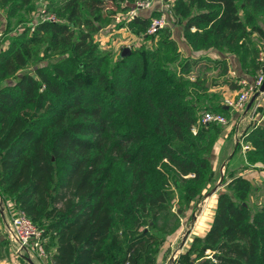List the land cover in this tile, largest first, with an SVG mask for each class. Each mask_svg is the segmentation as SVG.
I'll return each mask as SVG.
<instances>
[{"label": "trees", "instance_id": "16d2710c", "mask_svg": "<svg viewBox=\"0 0 264 264\" xmlns=\"http://www.w3.org/2000/svg\"><path fill=\"white\" fill-rule=\"evenodd\" d=\"M34 6L0 0L8 27L23 22L0 50V199L42 229L46 264H158L180 226L175 202L188 208L216 176L209 154L226 125L198 119L204 108L229 111L207 104L220 98L209 89H240L239 77L226 57L183 55L168 23L147 32L157 9L116 22L150 44L159 36L156 46L115 57L95 40V20L125 12L126 0H48L53 21L32 17ZM168 11L193 49L235 54L257 74L264 0H171ZM259 117L238 137L243 169H264ZM227 188L180 262L264 264V202H248L254 186L239 172Z\"/></svg>", "mask_w": 264, "mask_h": 264}, {"label": "rangeland", "instance_id": "374dc122", "mask_svg": "<svg viewBox=\"0 0 264 264\" xmlns=\"http://www.w3.org/2000/svg\"><path fill=\"white\" fill-rule=\"evenodd\" d=\"M47 1L48 0H35V6H34L33 10L30 12L31 14L33 12L32 17L34 16L35 19L40 18V16L42 15L41 14L42 9H44V8L46 9ZM126 1L129 3V6L132 5V3L134 2L132 0H126ZM157 1H162V3H163L166 0H157ZM154 2L156 3V0H154ZM157 10H159V13H161L160 9H157ZM48 11L53 12L52 10H48ZM167 16H168V22L167 23L171 24L172 23L171 19H170L168 14H167ZM25 17H29L28 14H25ZM12 20H13L12 25L8 27L7 23H6V17H4L3 9L0 8V50L4 49L6 47V45L8 43V37L12 33H15V31L18 30V28L20 26H22V24H23V22H19L14 27H12L15 24L16 19H12ZM95 22H97L99 24V27H100V30L95 33V40L99 43V45L101 47L111 48L113 50V54L115 55V57L118 56V54L120 53V50L124 46H128L130 48V50L137 49L139 47L147 48V47H151V45L156 46V43L158 42V39H159V36L158 37L155 36L154 40H156V43H153V44H155V45H153L152 43L150 44L149 42L144 41L141 36L134 34L132 31H129L126 27H124V28L117 27V25H116L117 17H116L115 13H113V14L107 13L106 15L100 14L99 20H95ZM8 28H11V29L9 31H6V29H8ZM5 31L7 33H5ZM164 61L168 67L173 68L172 67L173 63L166 62L165 59L163 60V62ZM26 71L32 72L33 67L28 66V67L20 70L19 74L26 72ZM261 108L264 109V105H262ZM204 110H205V108L200 112V114ZM259 111H260L259 114L261 116H264L263 115L264 110L259 109ZM260 120L261 119H259V121L256 120V123L257 122L260 123ZM251 124H252V122L249 123V126H251ZM229 171L232 172V174H229ZM240 171H243L242 166L235 169V170L230 169V168L225 169V168L221 167L220 171L216 172V176L214 177V179L209 181L210 183L206 187L207 189L204 190L203 195L200 197H196V199L193 200V202L191 203V205L188 208L183 207V209H180L179 203L175 202L173 210H175V212L177 213V215L179 217L180 226L174 232L170 233V235H168L166 237V239L163 241V243H162L163 244V250L160 253V255H158V262H157L158 264H163L168 259H170L174 254H176L177 259L180 261L179 258H180L181 253L186 251V249L188 248V246L190 245V243L194 237L191 235L196 232L195 231L194 233H192V231H191V230H193L192 225H194L196 222L195 221L196 217L198 218V216H200L199 217V223L201 225L199 226L198 232H200V231L202 232L204 230V228L206 226H209V223L211 222V219H212L211 216H213V214L211 213V209H212L213 199L216 198L217 192L220 190H226V189H227V191H230V189L227 188V183H228L231 175H233L234 172H240ZM261 174L264 176V172H262ZM252 183L254 186V190L250 193V195L248 197V202L251 205H253V202L255 200L259 201V202L260 201L264 202V180L257 178V179H255V181H252ZM214 186H216L217 190L215 189V191L211 192V190ZM0 206L3 207L6 211L5 217H3V219L0 218L1 227L3 228V230H5L6 224H8V222L10 221V213H9L7 201L0 199ZM213 213H214V211H213ZM4 232L6 233V230ZM189 236H190L191 240L188 241L187 245H184L185 240ZM1 240L7 241V239L3 236L1 238ZM183 245L185 247L183 249H181V247ZM194 253H192L191 255H194ZM24 254L26 255L28 253H24ZM14 256L16 258L18 257L21 260H23V255H15L14 254ZM33 257L35 259V262L41 263V264H46V259L44 257H40L35 252H33ZM186 264H189V263H186Z\"/></svg>", "mask_w": 264, "mask_h": 264}, {"label": "crops", "instance_id": "0c3cea01", "mask_svg": "<svg viewBox=\"0 0 264 264\" xmlns=\"http://www.w3.org/2000/svg\"><path fill=\"white\" fill-rule=\"evenodd\" d=\"M161 7V8H160ZM152 9H160L166 12V14H169L168 10L164 8V5L162 1H157L154 4L152 8H147V9H142L140 12L143 13H149V10ZM168 17V16H167ZM172 27V36L176 39L178 43V47L183 53V55H191V56H197L200 54H208L212 57H226L229 62V71L231 76H238L239 80L242 84L240 89L237 90H232L229 89L226 83H221L218 86H213L209 89V91H214L218 92L220 98H213V99H206L205 101L207 102L208 105H211L210 102L213 103H223V107L228 109L229 113L227 118H228V123L224 124L226 127L224 128L223 132L217 137L215 140L213 147L211 149V152L209 154V159L211 162V165L216 172L220 171L221 167L223 168H230V169H237L246 162V157H245V152L242 145L241 149H238L235 151L237 142H238V137H242V133L244 130L249 126L250 122H255L256 120L259 121L261 117H259V113L256 111V107L264 105V91L261 92L254 100L252 106H250V110H247L245 113L238 112L235 109H233L232 106L226 104V100L228 98L234 97L236 94H238L239 91H241L246 83H252L255 78V76H251L247 72H245L240 65L239 59L235 54H229L225 51L216 49V48H208V49H200V50H195L193 49L185 40L182 32V27L177 24H170ZM124 28V27H121ZM172 67L175 71L178 70V67L176 66L175 63L172 64ZM191 79H193V76H190ZM219 101V102H218ZM227 106V107H226ZM227 116V115H226ZM248 125V126H247ZM234 126V131L231 132L230 129ZM242 143V141H241ZM248 148V147H246ZM236 156V157H235ZM258 166V167H257ZM260 163H256L253 166H248L247 168L243 169V171H240L239 173L244 175L245 177L251 179V181H255V179H263L264 176L261 174L264 172V169H262ZM217 190V189H216ZM215 208V199H213V204H212V209L211 213L213 214ZM6 211L3 207L0 206V218L3 219L5 217ZM199 217H196L195 219V224L192 225V234L191 236L194 235H203L204 232L208 229L209 226H206L204 230L201 232H198L199 226L201 225L199 223ZM212 218V216H211ZM210 225V223H209ZM3 228L1 227V222H0V264H31L29 260H32L35 262V259L33 257V251L31 249H25L24 253L28 254H22L23 255V260L20 258H16L14 256V244L13 242L7 237V234L4 232ZM200 233V234H199ZM5 237L6 240H1V238ZM191 238L190 236L185 240L184 245H187L188 241H190ZM182 246L181 249H183L185 246ZM16 255V254H15ZM165 263V262H164ZM163 263V264H164Z\"/></svg>", "mask_w": 264, "mask_h": 264}, {"label": "built area", "instance_id": "2783aa9c", "mask_svg": "<svg viewBox=\"0 0 264 264\" xmlns=\"http://www.w3.org/2000/svg\"><path fill=\"white\" fill-rule=\"evenodd\" d=\"M154 0H135L132 5L123 13H116L117 21L121 19H130L142 9L152 8L154 6ZM171 0L163 2L164 8L169 10ZM169 12V11H168ZM40 19L42 20H57V16L54 12H50L44 8L42 9ZM169 15V14H168ZM168 17L165 11L161 10V13L151 17V22L147 28V32L153 33L157 28L167 24ZM257 62L259 64L257 75L252 83L244 82V88L236 94V96L228 98L226 104L233 107L238 112L244 110V106L250 98V95L258 88L264 78V46H259L257 52ZM203 123L216 122L220 124H227V116L220 112L206 109L204 110L198 119ZM248 147L247 144L243 148ZM8 209L10 213V221L6 224L7 237L14 244V253L16 255H22L25 249H31L40 257H46V250L42 239V229L33 222V220L20 208L12 207V202L7 200ZM210 256V251H205ZM127 264V263H126ZM164 264H184L177 259L174 254Z\"/></svg>", "mask_w": 264, "mask_h": 264}, {"label": "water", "instance_id": "95a60500", "mask_svg": "<svg viewBox=\"0 0 264 264\" xmlns=\"http://www.w3.org/2000/svg\"><path fill=\"white\" fill-rule=\"evenodd\" d=\"M131 50L128 46H124L121 50H120V55L121 56H126L128 54H130ZM264 91V78L262 80V82L260 83V85L258 86V88L250 95V98L249 100L247 101L246 105H245V108L244 110L242 111L243 113H245L251 106V104L253 103V101L255 100V98L261 93ZM227 107V106H226ZM216 189V186H214L211 190L212 191H215ZM259 202V201H258ZM31 264H41V263H37V262H34L32 260H29Z\"/></svg>", "mask_w": 264, "mask_h": 264}]
</instances>
